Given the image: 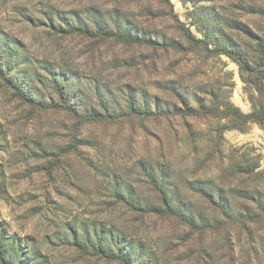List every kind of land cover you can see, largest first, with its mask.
I'll list each match as a JSON object with an SVG mask.
<instances>
[{"label":"rangeland","instance_id":"rangeland-1","mask_svg":"<svg viewBox=\"0 0 264 264\" xmlns=\"http://www.w3.org/2000/svg\"><path fill=\"white\" fill-rule=\"evenodd\" d=\"M0 264H264V0H0Z\"/></svg>","mask_w":264,"mask_h":264},{"label":"trees","instance_id":"trees-1","mask_svg":"<svg viewBox=\"0 0 264 264\" xmlns=\"http://www.w3.org/2000/svg\"><path fill=\"white\" fill-rule=\"evenodd\" d=\"M125 40H131V39H130L129 37H126V36H125Z\"/></svg>","mask_w":264,"mask_h":264}]
</instances>
